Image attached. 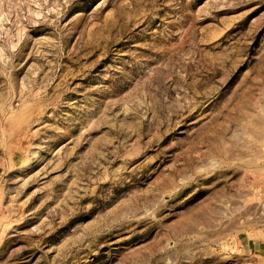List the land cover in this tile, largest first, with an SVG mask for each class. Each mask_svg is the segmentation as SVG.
I'll return each mask as SVG.
<instances>
[{
  "label": "rangeland",
  "instance_id": "374dc122",
  "mask_svg": "<svg viewBox=\"0 0 264 264\" xmlns=\"http://www.w3.org/2000/svg\"><path fill=\"white\" fill-rule=\"evenodd\" d=\"M262 155L264 0H0V264H264Z\"/></svg>",
  "mask_w": 264,
  "mask_h": 264
},
{
  "label": "crops",
  "instance_id": "0c3cea01",
  "mask_svg": "<svg viewBox=\"0 0 264 264\" xmlns=\"http://www.w3.org/2000/svg\"><path fill=\"white\" fill-rule=\"evenodd\" d=\"M241 200L243 208L246 205L251 207V219H245L247 212L243 210L241 218L244 220L234 236L235 247L249 254L264 256V155L257 159L250 170Z\"/></svg>",
  "mask_w": 264,
  "mask_h": 264
}]
</instances>
